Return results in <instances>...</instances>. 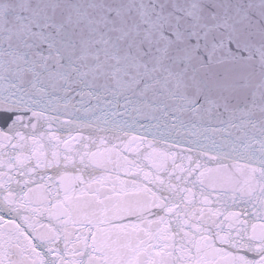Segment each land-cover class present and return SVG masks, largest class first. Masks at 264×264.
<instances>
[{
	"label": "snow or ice",
	"instance_id": "6c2138e0",
	"mask_svg": "<svg viewBox=\"0 0 264 264\" xmlns=\"http://www.w3.org/2000/svg\"><path fill=\"white\" fill-rule=\"evenodd\" d=\"M0 264H264V0H0Z\"/></svg>",
	"mask_w": 264,
	"mask_h": 264
}]
</instances>
